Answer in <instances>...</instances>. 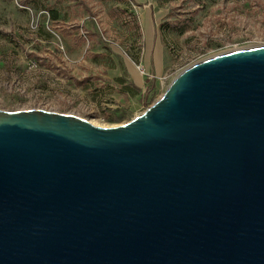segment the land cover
I'll return each instance as SVG.
<instances>
[{"label":"water","instance_id":"obj_1","mask_svg":"<svg viewBox=\"0 0 264 264\" xmlns=\"http://www.w3.org/2000/svg\"><path fill=\"white\" fill-rule=\"evenodd\" d=\"M0 264H264V45L116 126L0 109Z\"/></svg>","mask_w":264,"mask_h":264},{"label":"rangeland","instance_id":"obj_2","mask_svg":"<svg viewBox=\"0 0 264 264\" xmlns=\"http://www.w3.org/2000/svg\"><path fill=\"white\" fill-rule=\"evenodd\" d=\"M257 45L264 0H0V109L116 126L183 68Z\"/></svg>","mask_w":264,"mask_h":264},{"label":"trees","instance_id":"obj_3","mask_svg":"<svg viewBox=\"0 0 264 264\" xmlns=\"http://www.w3.org/2000/svg\"><path fill=\"white\" fill-rule=\"evenodd\" d=\"M132 86V93H138L140 91V89L137 86Z\"/></svg>","mask_w":264,"mask_h":264}]
</instances>
